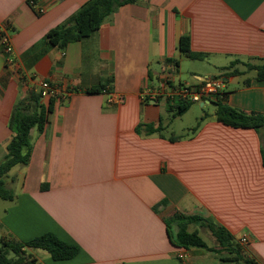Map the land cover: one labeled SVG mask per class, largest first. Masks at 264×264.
Masks as SVG:
<instances>
[{
	"label": "crops",
	"instance_id": "1",
	"mask_svg": "<svg viewBox=\"0 0 264 264\" xmlns=\"http://www.w3.org/2000/svg\"><path fill=\"white\" fill-rule=\"evenodd\" d=\"M89 1L0 0V33L8 30L15 55L8 65L0 41V164L16 102L41 81L60 88L43 132L31 130L28 165L7 174L14 197L0 200V239L51 233L78 248L66 261L34 250L38 264H234L209 250L172 246L166 222L180 213L207 219L235 240L247 236L244 252L264 264V128L217 122L216 102L192 103L176 116L177 106L141 98L176 61L177 80L220 78L221 104L264 115V81L245 65L264 64V0H137L90 37L52 46L47 33L67 26ZM181 37L210 65L188 81L177 75ZM98 86L104 89L87 92ZM112 94L124 102L109 104ZM189 113L196 124L177 134L174 120ZM195 228L204 241L210 235Z\"/></svg>",
	"mask_w": 264,
	"mask_h": 264
},
{
	"label": "trees",
	"instance_id": "2",
	"mask_svg": "<svg viewBox=\"0 0 264 264\" xmlns=\"http://www.w3.org/2000/svg\"><path fill=\"white\" fill-rule=\"evenodd\" d=\"M137 0H90L86 3L71 22L60 29H55L47 33L46 38L52 46L64 49L68 44L81 41L94 34L102 25L104 20L115 13L119 8L127 4H133ZM179 52L190 60H201V55L191 52L189 49V38L181 37L178 45ZM174 67L177 62L172 61ZM232 62L225 70L234 67ZM248 70L256 72V80L264 81V64H245ZM237 70L232 71V75H240ZM103 86L87 89L88 93L102 91ZM190 104L177 106L176 116H180ZM216 121L231 128H247L259 131L264 128V115L246 114L240 110L215 103ZM54 100L49 98L48 104L42 103L40 91L30 89L26 97L16 102L10 119V129L13 132L11 139L6 146V154L0 164V200H13V192L7 186L6 177L9 171L15 166H27L32 152L31 130L36 129L41 133L47 123L49 114L52 113ZM147 131L158 132L160 129H153L145 126ZM262 164H264V152H262ZM167 224V235L169 241L175 248L189 249L199 248L222 254L223 261L234 264H258L252 255L244 252L245 247H241L233 235L225 228L215 225L207 219L198 216H185L175 213L171 216ZM198 226L207 229L213 237L216 248L207 246L203 238L199 235ZM46 251L54 261H66L72 259L78 251L74 245L68 244L58 239L51 233L37 236L31 240L21 242L13 239H0V264H38L34 250Z\"/></svg>",
	"mask_w": 264,
	"mask_h": 264
},
{
	"label": "built area",
	"instance_id": "3",
	"mask_svg": "<svg viewBox=\"0 0 264 264\" xmlns=\"http://www.w3.org/2000/svg\"><path fill=\"white\" fill-rule=\"evenodd\" d=\"M35 2H31V6H35ZM37 12L42 14L45 12L43 8H38ZM7 31H1L0 41L3 52L7 55L6 63L12 65L15 62L14 49ZM161 77L156 84H148L141 90V98L146 102L152 103H168L174 106L181 104L217 102L223 97L225 91V82L220 78H208L199 81L195 85H189L176 79L173 66H164L161 70ZM40 91L43 98H54L60 88L51 85L48 81H41L37 90ZM107 102L109 104H121L124 102L123 96L112 94L108 95ZM241 247H246L248 237L243 235L238 238Z\"/></svg>",
	"mask_w": 264,
	"mask_h": 264
},
{
	"label": "rangeland",
	"instance_id": "4",
	"mask_svg": "<svg viewBox=\"0 0 264 264\" xmlns=\"http://www.w3.org/2000/svg\"><path fill=\"white\" fill-rule=\"evenodd\" d=\"M208 60H204V61H197V60H190L187 59L185 57H182L181 60V66H180V72L177 74L178 77L184 81H188L191 78L192 73H194L195 71L200 73L202 71H207L210 69V65L207 64ZM213 73H215V71L213 70ZM208 109H205V111L207 112H211V110L214 108L213 105H210L207 107ZM195 114L194 113H189L186 114L183 117L180 118H176V120H174L171 129H174L176 131L177 134L181 133V129L183 128H189V127H194V125L196 124V118H195ZM171 129L168 131L170 132ZM188 130H183V133H186ZM208 233V232H205ZM205 241L208 243V239L206 236H209L208 234L203 235Z\"/></svg>",
	"mask_w": 264,
	"mask_h": 264
}]
</instances>
